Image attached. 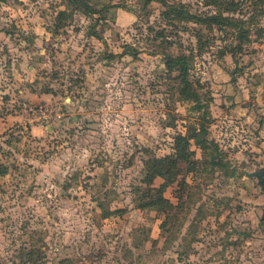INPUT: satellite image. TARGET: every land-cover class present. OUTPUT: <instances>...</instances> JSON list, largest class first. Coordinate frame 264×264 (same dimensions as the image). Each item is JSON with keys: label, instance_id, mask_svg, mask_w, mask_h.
I'll return each instance as SVG.
<instances>
[{"label": "rangeland", "instance_id": "rangeland-1", "mask_svg": "<svg viewBox=\"0 0 264 264\" xmlns=\"http://www.w3.org/2000/svg\"><path fill=\"white\" fill-rule=\"evenodd\" d=\"M91 2L129 10L74 12L53 32L65 0L0 1V264H264V178L245 175L264 170L251 151L264 135V0L234 55L222 53L238 48L233 37L172 26L158 2L145 15L139 0ZM196 30L208 41L201 50ZM128 45L135 56L122 53ZM162 50L192 54L189 77L207 108L179 99ZM203 111L235 174L180 162L163 190L176 207L162 230L164 214L139 208L144 161L171 154Z\"/></svg>", "mask_w": 264, "mask_h": 264}, {"label": "trees", "instance_id": "trees-1", "mask_svg": "<svg viewBox=\"0 0 264 264\" xmlns=\"http://www.w3.org/2000/svg\"><path fill=\"white\" fill-rule=\"evenodd\" d=\"M4 1V0H0ZM140 9L143 15L148 13L149 5L152 2H158L162 5L163 9L160 12V18L166 21L172 26H177L180 23L194 22L202 25V29L211 31L215 28L223 31L226 34L233 37L237 42L235 45L238 48L231 50H224L222 53H231L234 55V51L240 50V46L250 41V30L254 13L258 9V5L263 0H203L206 7H211L207 13L199 14L193 13L190 10L189 5L181 1L170 0H139ZM252 11L250 13V20L244 19L242 13L244 9ZM113 7H122L129 10L125 4H111L107 2L100 3V6H95L91 0H65V8L58 10L54 19L53 32H57L60 28L64 27L68 19L71 18L74 12H79L83 15L93 17L94 15H102L104 12ZM259 11V10H258ZM260 32H264L262 27L258 28ZM89 34L97 36L94 28H89ZM162 35L161 31H156L155 36ZM195 37L197 42V49L201 50L202 46L207 44L206 38L204 40V34L202 30L195 31ZM162 43H168L167 40H162ZM123 54L129 53L132 56L136 55V52L131 46H124ZM132 53V54H131ZM163 57L164 68L168 75L175 73L173 80L175 82V88L178 90L180 100H187L193 103L192 108L195 110H201L207 108V104L202 102L201 94L193 87V82L190 79V69L192 54H185L180 52L178 54H171L166 50H162L160 53ZM44 93H51V90H44ZM207 111H203L201 114L202 120L195 126L190 124L186 126L185 133H177L174 136L173 152L171 154L162 157H153L144 161L143 170V182L146 184L144 189L145 197L139 208H150L155 211L164 214V219L159 225L160 229H164L167 221L171 218L170 211L174 209V206L164 195L163 190L166 185H169L174 181L179 174L180 162L184 164V170L187 172H193L197 170L199 165L211 166V168L218 167L224 168V176H233L234 170L229 173L226 169L229 167L227 161L223 162V152L219 148V144L209 138V130L206 126L208 119ZM191 143L201 150V160L194 158V150L191 149ZM4 173V170L0 169V175ZM156 177L164 179V183L160 186H152V182ZM100 210L106 217L107 214L113 213L110 210L105 213V208L100 206Z\"/></svg>", "mask_w": 264, "mask_h": 264}, {"label": "crops", "instance_id": "crops-1", "mask_svg": "<svg viewBox=\"0 0 264 264\" xmlns=\"http://www.w3.org/2000/svg\"><path fill=\"white\" fill-rule=\"evenodd\" d=\"M261 138L262 139L259 142H255L252 145V150H251L253 151L252 152L253 158L259 163L262 161V158H264V135L261 136Z\"/></svg>", "mask_w": 264, "mask_h": 264}, {"label": "water", "instance_id": "water-1", "mask_svg": "<svg viewBox=\"0 0 264 264\" xmlns=\"http://www.w3.org/2000/svg\"><path fill=\"white\" fill-rule=\"evenodd\" d=\"M245 175L249 178L251 177H257L259 179V182H262V179L264 177V170H255L252 172L245 171Z\"/></svg>", "mask_w": 264, "mask_h": 264}, {"label": "flooded vegetation", "instance_id": "flooded-vegetation-1", "mask_svg": "<svg viewBox=\"0 0 264 264\" xmlns=\"http://www.w3.org/2000/svg\"><path fill=\"white\" fill-rule=\"evenodd\" d=\"M264 178V177H263Z\"/></svg>", "mask_w": 264, "mask_h": 264}]
</instances>
